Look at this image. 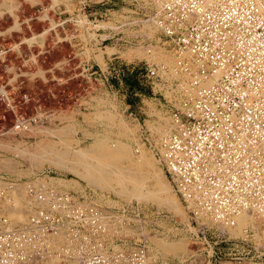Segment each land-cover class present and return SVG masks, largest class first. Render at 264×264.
Here are the masks:
<instances>
[{
    "label": "built area",
    "instance_id": "obj_1",
    "mask_svg": "<svg viewBox=\"0 0 264 264\" xmlns=\"http://www.w3.org/2000/svg\"><path fill=\"white\" fill-rule=\"evenodd\" d=\"M79 3L68 21L85 34L121 26L92 29L81 23L85 29L79 15L93 23L84 0ZM142 6L144 22L156 26L173 57L170 65L142 67L144 81L161 94L168 115L152 155L197 244L170 264H264V0H144ZM95 34L101 46L106 37ZM20 42L0 43L4 66L8 53L22 65L31 61ZM75 66L87 80L120 73L114 67L105 73L79 56ZM15 75L20 73L0 85V103L13 114L0 134L27 132L43 118L39 106L28 114L17 111V102L29 96L14 97ZM16 210L22 219L10 217ZM242 215L252 218L253 228L238 225ZM132 217L138 218L137 208L132 213L105 208L62 189L47 174L0 173V264H169L140 239L125 244Z\"/></svg>",
    "mask_w": 264,
    "mask_h": 264
},
{
    "label": "rangeland",
    "instance_id": "obj_2",
    "mask_svg": "<svg viewBox=\"0 0 264 264\" xmlns=\"http://www.w3.org/2000/svg\"><path fill=\"white\" fill-rule=\"evenodd\" d=\"M79 1L20 0L24 7L23 10L20 8L18 19L21 21L20 51L23 56H29L31 61L22 65L20 58L14 53H8L5 60L8 65L4 66V63L0 62V85L4 84L8 77L20 73L19 76L15 75L12 82L15 86L13 95L19 99V94L26 92L29 100L17 102V111L28 114L33 111L34 106H39L43 118L39 122L40 133L37 130L20 135L0 136L1 143H11L13 147L17 145L21 150V155L16 156L13 152L0 149V173L17 178L14 173L6 172L3 168L1 162L3 158H8L19 167L21 175L18 178L47 174L54 181H58L62 189L84 196L105 208L115 210L123 207L129 213L135 212L137 208L138 218L132 217L129 231H126L128 235L125 237V244L128 246L133 240L140 239L158 259L169 264L177 262L190 255L197 247L189 232L188 220L164 208H156V205L151 203L137 204L134 199H121L110 191L87 185L73 173L48 163L32 167L29 161V155L39 153L38 140L60 143L56 135L46 131L55 133L64 129L67 131V138L72 141L76 139L79 147L114 140L132 150V155L138 154L139 149L136 147L142 148L143 152L157 162L152 155L157 137L153 135L151 128L157 122L167 126L168 115L161 94L152 90L141 75L145 63H156L143 55L148 54L146 48L156 50L160 47L170 52V46L158 29L155 34H147V38L142 34L147 33L145 28L151 26L149 21L144 22V0H84L85 13L89 14V21L93 25L80 15L78 25L84 26L81 23H85L92 29L100 24L121 25L116 32L108 28L95 32L106 37L101 46L95 44L100 35L96 36L93 30L85 34L79 26L75 27L68 21V17L79 11ZM4 15L0 14V28L11 26L15 21L8 13ZM48 30L49 33L40 40L41 42H26L29 38ZM2 42L0 36V43ZM80 49L84 52L78 53V56L89 59L96 69L114 67L120 70L119 76H107L106 79L97 76L94 80L80 76L79 68L75 66L78 56L74 54ZM98 56H101L100 60ZM108 113L112 115V119L105 117ZM12 117L13 114L5 111L0 103V132L9 127ZM65 184L69 188L64 187ZM150 238L164 242L179 241L184 243V251L178 256L167 255L162 258Z\"/></svg>",
    "mask_w": 264,
    "mask_h": 264
},
{
    "label": "bare ground",
    "instance_id": "obj_3",
    "mask_svg": "<svg viewBox=\"0 0 264 264\" xmlns=\"http://www.w3.org/2000/svg\"><path fill=\"white\" fill-rule=\"evenodd\" d=\"M156 30V26H152V24L146 28L148 35L155 34ZM47 33H49V30L38 36L29 38L26 42L30 44L38 41L41 42L40 40H42ZM143 56L148 60L167 65H170L173 59L171 51L169 52L166 48L163 49L160 47L156 48V50H151L150 53ZM138 57L139 56H137V58ZM100 58L101 56H98L99 60ZM101 106L100 104V107ZM105 117L107 119L113 118L110 113L106 114ZM166 127L165 123L162 125L157 122L151 128L153 135L157 137L155 140L156 143L158 138L165 132ZM38 129L39 124L29 127L30 132L37 131ZM21 133L25 132H19L17 135ZM46 133L56 135L60 143H58V141V144H56L55 141V143L52 141H43L45 139L38 140L37 146L39 148V153L35 152L29 155V161L32 167H38L43 163H48L50 166L73 173L79 180L87 185H91L95 188L98 187L100 190L104 189L107 192L110 191L121 199H134L137 204L151 203L156 205V208H164L168 212L178 214L183 219L185 218L188 220V216L184 212L170 182L167 181L163 170L158 166L155 160L141 150L142 148L136 147L139 149V152L138 154L135 153L132 155V150L127 148L124 144L117 143V141L114 140L99 141L86 147H79L76 139L72 141V139L67 138V131L64 129L55 133L49 130L46 131ZM4 134L6 133H1L0 136ZM0 149L10 153L13 152L12 154L16 156L21 155V150L17 145L13 147L11 143L0 142ZM1 163L6 172L14 173L17 177H20L21 171L18 170L19 167L17 168V165H15L13 161H10L8 158H3ZM55 183L58 186L61 185L58 181H55ZM67 186L68 185L65 184L64 187ZM10 217L13 220H20L23 218V215L21 211L16 210ZM237 223L239 226L250 224L253 228L252 218L245 215L239 216L237 218ZM126 231H129V228ZM162 238L164 237L162 236ZM150 242L154 244L162 258H166L167 255L178 256L180 252L184 251L185 247L183 245L184 243L182 244L179 241L164 242L156 238H150Z\"/></svg>",
    "mask_w": 264,
    "mask_h": 264
},
{
    "label": "crops",
    "instance_id": "obj_4",
    "mask_svg": "<svg viewBox=\"0 0 264 264\" xmlns=\"http://www.w3.org/2000/svg\"><path fill=\"white\" fill-rule=\"evenodd\" d=\"M20 8L22 10L24 9V7L21 5L20 0H4V1L0 0L1 16H5L4 14L8 13L11 17L15 19L13 25L11 26L6 25L3 28H0V36L3 41L2 43H4L5 45L17 41H21L20 40L21 21L18 20L20 19ZM19 50H20V45H19Z\"/></svg>",
    "mask_w": 264,
    "mask_h": 264
}]
</instances>
